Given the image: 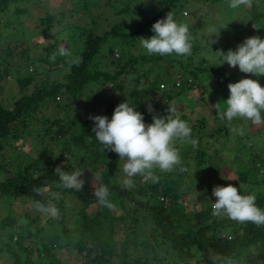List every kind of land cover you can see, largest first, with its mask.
Instances as JSON below:
<instances>
[{"label":"trees","instance_id":"trees-1","mask_svg":"<svg viewBox=\"0 0 264 264\" xmlns=\"http://www.w3.org/2000/svg\"><path fill=\"white\" fill-rule=\"evenodd\" d=\"M85 1H71L72 10H77L76 6L79 5L78 9H82L84 14L88 12L89 8ZM192 1L156 0L157 12L151 18L139 20L129 30H121L120 26L115 24L109 27L108 31L99 33V26L95 20L89 28L80 29L76 23L83 20L81 17L77 22L75 20L74 23L70 22L72 24H64L63 29L68 35L77 30H81L80 34L83 35L78 64L69 63L65 56H61L58 52L59 47L51 40L52 36L49 37L47 34L56 29L57 25L62 27L60 25L62 17L67 16L66 18L70 19L71 10L63 11L62 17L56 21L54 15L38 11L40 13L36 21L38 26L34 28L38 29L40 36L47 42L33 54V57L29 54L32 44L21 42L22 48L17 51L18 56L14 57V48L17 47H3L0 43V82H3L5 76L12 74L10 76L14 77L16 87L10 106L2 105L0 102V145L3 147L2 144L10 140L6 158H16L18 161L16 167L11 168L8 162L12 159L3 160L0 156V253L7 254L12 264L59 262L50 252L51 243L39 242V246L30 244L33 242V234L30 235L27 227L18 221L29 218L28 214L17 216V219L11 214L12 201L23 199L46 186H50L53 192H60L62 197L69 196L80 205L77 212L78 224L75 230H72L77 236L72 249L83 259L81 264H189L190 261L192 264H249L250 258L258 261L262 257L264 225L258 226L252 222L239 223L226 216H215L212 211L213 200L209 199L213 190L211 185H218L221 178L220 169L211 164L218 147L222 146L219 136L221 134L224 138L232 134L234 121L215 127L211 133L202 134L200 133L204 126L202 119L190 122L186 115L180 114V118L191 127V138L198 140L195 148L190 144L185 149L180 145L183 143L179 141L175 143V147L181 151L179 153L181 167L187 171H180V167L172 172H161L157 169L155 175L159 176V183L149 181L141 184L138 179H134L135 187L132 189L118 187L114 183L119 157L112 151L103 150V145L95 139V133L92 131L95 124L89 117L96 116L94 107L103 105V115H107L113 106L101 103L97 95L90 90L87 91L91 84L98 86L110 84L106 89L113 92L120 90L115 81L122 75L130 76L134 86L140 83V80L141 83L148 82L147 87L140 89L135 97L126 98L129 105L145 119L144 104L150 105L151 102L143 101V104L140 96L142 98L144 96L148 101L152 91L160 92L158 95L162 97L163 102L160 101L158 105L164 106L165 113L168 114L167 107L172 106L168 102L184 96L187 91L197 86L201 87L202 78H208L213 74L214 77L223 76L227 85L231 83V80L225 77L223 67H216L206 59L200 58L194 64L178 59L175 54L168 55L171 58L166 57L165 60V55L154 57L142 55L135 59L131 57L124 59L123 52L126 51V47L122 42L132 45L133 40L144 30L152 28L157 20L165 18L168 12L173 13L178 23H183L180 11L185 9L186 2ZM202 1L209 6L230 9V0ZM18 2L21 0H0V16L10 14L21 25L18 14L27 10L15 4ZM258 17L252 15L250 22L256 21ZM198 24L196 20V25ZM7 25L6 21L0 20V36L7 35L15 28V26L6 28ZM248 36L250 33L242 35L238 32L228 41L211 45L215 50L225 53L229 49L235 51ZM261 38L264 39V33ZM193 49L191 54L198 51L197 47ZM113 51H118V55L113 54ZM111 55L116 59L108 62L118 66L112 74L91 66L94 61L99 64L97 59H100L102 64L104 58L107 56L110 58ZM53 56L54 59L51 58ZM187 59L190 61L191 57ZM162 60L165 61L164 66L161 65ZM145 64H150V69L146 68L144 73H139L136 70L137 66ZM172 65L177 69L169 73L168 68ZM29 66L32 67V73L26 71ZM159 68H163V71ZM260 77L259 83L264 87V76ZM176 78L178 84L174 86L173 81ZM163 86H169L167 87L169 89ZM2 90L3 87L0 85V92ZM138 98L140 99L137 101ZM45 107H50L46 113L43 110ZM71 110L72 121L62 123V119H65V115ZM79 110L84 111L83 117L80 116ZM37 114L40 115L35 116ZM34 116L39 118L35 119ZM75 124H79L80 127L74 129ZM26 129L27 133L32 130L30 133L33 139L37 140L38 149L40 148L36 150L37 155L32 160L24 152V155L15 152V144L20 142ZM67 132L71 137L56 154L45 146L44 141L51 137L56 140ZM258 133L264 134V124H261L255 134L243 131V135L235 139L231 162L232 165H236L234 187L239 189L241 195H255L256 206L264 209V157L260 153L262 145L258 143L259 138L256 136ZM14 153L16 156L13 157L11 154ZM21 160L23 162L20 164ZM58 166L70 173L76 169L90 167L93 172L96 170L95 177L98 172L100 173L101 179H95V186L91 189L84 177H80L84 180L81 191L66 189L60 186L59 177L55 175L54 170ZM202 167L209 168L211 174L201 175L198 169ZM101 184L107 186L110 202L117 200L118 205L126 203L129 215L125 211L121 215H112L109 208L98 202L93 193ZM194 184H200L202 188L195 190ZM186 196L188 198L196 196L189 211L186 210L183 200ZM29 220L35 222L37 218Z\"/></svg>","mask_w":264,"mask_h":264},{"label":"rangeland","instance_id":"rangeland-1","mask_svg":"<svg viewBox=\"0 0 264 264\" xmlns=\"http://www.w3.org/2000/svg\"><path fill=\"white\" fill-rule=\"evenodd\" d=\"M71 1L73 0H21V2L15 3L19 7L25 8L27 11L22 14H18V20L21 22V25H19L17 21L13 18V16L10 14L0 16L1 22L6 21L8 23L6 28H11L12 26H15V28L13 30H10L7 35L2 34V36H0V43L3 44V47H17L14 48L15 52L13 51L14 57L18 56L17 51L22 48V46H20L21 42L27 45L32 44L29 48V54L33 57V54H35V52L38 51L39 48L45 45L47 42L46 40L40 39L41 36L39 34L38 29L34 28V26H38L36 23V21L38 20L37 18L40 14L38 13V11L47 12L51 15H54V19L56 21L57 19L62 17L61 13L63 11L65 12L71 10L70 12L72 14V17L70 19L66 18L67 16L62 17L63 21H61L60 23L62 27L57 25L56 29L49 31L47 34L49 37L50 35L52 36L51 40H53L59 48L63 47L69 50L74 57H78V53L82 49L83 35L80 34L81 30L71 32L68 35L65 29H63L64 24L66 25L70 22L74 23L75 20L77 22V20H79V17H81L83 20H80V23H76V25H78L80 29L84 27L89 28L92 25L91 23L95 20L99 26V33L103 31H108V28L115 24L116 26L119 25L121 30H129L132 29L134 25L138 23L139 20L151 18L157 12V7L155 5L156 0H84L86 2L87 7L89 8L88 12H86L85 14L82 12V9H78L79 5L76 6L77 10L73 11L71 8ZM252 1L253 2L251 4V9V6H241L235 9L229 7V10H224L218 6H209L205 1L202 0H193L192 2H186L185 9L180 11V15L182 16L183 23L189 26V33L192 37L191 52L194 51V47H197L198 51L194 52V54L192 53L184 57L178 55L175 56H177L178 59H183L186 63L192 62L194 64L195 61L201 58L206 59L210 64H213L216 67H223L225 77L228 80H231V83H236L240 79L245 78L254 79L260 82L261 77L254 76L252 74L241 73L238 67H230L227 63L220 65L223 62V58L219 54L220 50H215L214 47L211 45L213 43H210L211 40H214L217 43H223L224 41H228L235 35V33L237 34L238 32H240L242 35L250 33V36H248L247 38L251 37V35L261 38L262 34L264 33V0ZM12 9L13 8L11 7L10 11H12ZM112 13L115 14L113 15ZM252 15H258L259 17L256 21L250 22ZM174 19L176 20L175 16ZM196 20H198L199 22L198 25H196ZM209 27H215L217 31L215 33H209ZM2 30L4 29H1V31ZM152 35H154V33L152 32L151 28H148L144 30L138 38L133 40L132 45L122 42V44H124L126 47V51L123 52L124 59L127 57L135 59L142 55H145L147 57L151 56L148 55L146 51L140 46L139 38H150ZM113 54L118 55V51H113ZM154 56L156 55H152V57ZM166 57L168 58L170 56L165 55L164 60L166 59ZM187 57H191V60L189 61ZM65 58L69 61V57ZM104 59L105 61L102 64H100L101 60L97 59L99 64L94 61L93 65L91 66L96 69H102L104 72H107L109 74H112L115 70L118 69V66H116L113 62H108L112 61V59H116L114 55H111L110 58L107 56V58ZM164 60L161 61L162 66L165 65V63L163 65V62H165ZM150 66V64L139 65L137 66L136 70L139 73H144L146 68L150 69ZM176 69L177 67L175 65H172V67L168 68V71L169 73H171L174 72ZM159 70L163 71V68H159ZM26 71L27 73H32V67L29 66ZM10 75L12 74H9V76H5L3 78V82H0V85H2L3 87L2 92H0V102H2V105L5 104L7 106H10V103L15 96L14 94L16 90L14 77H11ZM133 75L136 76L135 73H133ZM212 75H210L211 78L208 77L201 79V87L197 86V88L187 91L184 96H180L177 99L173 98L174 100L168 102L176 108L177 115H186L189 118L190 122L196 121L197 119H202L204 123V126L200 129V133L202 134L211 133V131H213L215 127L220 126L222 124H229V121H227V119H220L217 116V108L215 106L217 103L223 104V102L227 100L229 96L227 83L224 81L223 76L219 78L214 77ZM129 77L122 75L119 76V78L115 81L116 86L120 87V90L118 89L119 91L115 90L113 92H108L106 88L107 85L110 84H101L99 86L91 84L86 89L87 91L90 90V92L97 95L101 103L105 102L113 106L112 111H110L107 115H103V105L94 107V114H96V116L103 115L108 117V119L110 120L115 107H117L120 103H124L125 101L128 102V100L126 99L127 96H129L130 98L135 97L140 89L145 88L148 85V82L141 83L140 80V83L134 86L131 83V78ZM200 78L201 77H199V79ZM199 79L197 80L198 82ZM175 81H173L174 86ZM159 93L160 92L152 91L150 93V96L148 97V101L144 99V96L142 98L140 95L139 96L141 99H137V101L140 99L142 103L143 101L147 103L151 102L150 105H145L143 103L145 107L144 112L146 113V118L144 119L145 124H151L153 116L164 117L167 115L165 113V107L158 105L160 101L163 102L162 97L158 95ZM49 109L50 107H45L43 109L45 110L44 113H46V111H49ZM82 112L84 113V111H80L81 117H83ZM39 115L40 114H37L35 116ZM35 116V119L39 118H36ZM58 116L60 117L61 115L58 114ZM72 116L73 111L71 110L65 115V119H62L61 122L65 123L72 121ZM232 121H234L232 127L236 130H232V134H229L224 138L220 134L219 141L222 143V146L218 147L216 156L211 161V164L218 167L221 172V178L220 181H218V185L212 184L211 188H214L216 186H228L229 184L234 186L233 182L236 179L234 171L236 165H232L231 156L233 155L235 139H237L241 135L239 131L240 127L244 128L243 131L245 132L255 134L258 128L261 126L254 125L251 121H246L239 118L233 119ZM79 127V124L74 125V129H78ZM30 132H32V130L29 131V133ZM29 133H27L26 129V131L23 133V137L21 138L20 142H16L15 152L16 154H23L24 152L26 153L25 155L29 156V158L32 160L37 155L38 151L36 150L38 149V144H36L37 140L33 139L32 133ZM256 136L259 138L258 143L262 145L260 153L264 157V134L258 133L256 134ZM70 137L71 134L67 132L66 135L58 137V139L56 140L54 139V137L49 138L48 141H44V144L46 147L48 146L49 148H51V151L56 154L61 148H63L67 144V139ZM215 137L216 136H214V139H216ZM8 142H10V140H7L5 143H3V147H1L0 145V147L2 148V150L0 148V156L3 158V160L12 159L9 157L6 158L8 152L7 149H10V147H8ZM22 144H24V146H21ZM180 145L184 146L183 148L185 149L190 146V144L188 143H183ZM246 146H248V144ZM38 150H40V148ZM180 152L181 151H179V153ZM16 154L14 153L11 155H13L14 157L16 156ZM10 161L11 162H8L9 166L11 168H15V165L18 162L16 161V158ZM22 162L23 160H21L20 164ZM122 165L123 161L120 160L114 178V183L118 187H124L122 182L124 179ZM81 171H83L82 177H84L85 181L92 189L95 186L96 182V177L94 175L96 170L95 172H93L92 168L83 167ZM198 171L201 175L211 174V170L209 168L202 167L199 168ZM136 177H133V180L138 179L139 183H145L142 177ZM203 182H205V179H203ZM195 184V190H200V188H202L200 184ZM57 193H59V197L56 199H53L48 193H45L43 196H40L36 192H34L25 196L23 199L14 200L11 202V214L13 218L16 219L17 216H21L24 213L28 214L29 218L23 220L19 219L18 221L22 225H25L27 227V232L30 235L33 234V242L30 243L32 246H39V242H43L44 244H47L49 242L51 243L52 247L50 252L59 261L58 264H81L83 262V259H81L72 249V245L77 240V236H75L72 230H75L78 224L77 212L79 211L80 205L76 200L69 198V196L62 197L60 195V192ZM195 199L196 196H193L191 198H188L186 196V198L183 199L186 205V210L189 211V209L192 208L193 201H195ZM209 199L213 200L212 203H215V197L212 194L210 195ZM37 201L42 202L45 205H47L48 203L53 204L55 207L58 208L59 215L53 218L41 213L35 207V202ZM111 203L114 205V207L110 209V213L112 215H121L123 211H128L126 203L118 205L117 200H113L111 201ZM127 214L129 215V212H127ZM34 217L37 218V221L30 222L29 219ZM256 262L258 264H264V254L260 259H258V261H256V259L253 260V257L249 260V264H256ZM0 264H12L11 259L7 257V254H4L3 252L0 253ZM189 264H192V261H190Z\"/></svg>","mask_w":264,"mask_h":264},{"label":"clouds","instance_id":"clouds-1","mask_svg":"<svg viewBox=\"0 0 264 264\" xmlns=\"http://www.w3.org/2000/svg\"><path fill=\"white\" fill-rule=\"evenodd\" d=\"M252 0H230L229 7L235 9L241 6H251ZM154 35L150 38H139L140 46L148 55H178L187 56L191 54L192 37L189 33V26L185 23H178L174 15L168 12L166 17L157 20L151 28ZM215 27H209V33H215ZM213 37V36H212ZM44 40L43 37H40ZM216 41L211 40L210 43ZM61 56L69 57V63L78 64L79 58L61 47L58 49ZM223 62L230 67H238L241 73L264 76V39L253 36L247 38L237 46L236 50L229 49L226 53L219 51ZM52 59L55 56L51 57ZM229 96L226 101L217 103V116L220 119H227L231 122L239 118L251 121L254 125L264 124V87L254 79H240L236 83L227 85ZM167 115L164 117L153 116L151 124H145L141 113L134 110L127 101L115 107L112 117L109 120L106 116H90L95 127V139L103 145V150L116 153L119 160L123 161L122 172L124 174L123 185L126 189L135 187L133 177H142L145 183H159V176L155 175L158 169L161 172H172L177 167L180 171H187L181 167L182 161L178 149L175 147L177 141L191 144L194 148L198 140L191 138V127L188 122L177 115L174 106L167 107ZM236 129H233L235 131ZM243 135V128L240 130ZM55 175L59 177L60 186L66 189L81 191L84 180L81 179L83 171L65 172L57 167ZM96 179L100 180L98 172ZM36 193L43 196L50 194L53 199L59 197V193L52 192L50 186L36 190ZM93 195L98 202L109 209L114 205L108 199L109 190L101 184L94 189ZM215 203H212L213 215L244 223L252 222L256 225H264V209L256 206L255 195H241L237 187L216 186L212 190ZM35 207L41 213L57 217L59 210L53 204L45 205L42 202H35Z\"/></svg>","mask_w":264,"mask_h":264},{"label":"built area","instance_id":"built-area-1","mask_svg":"<svg viewBox=\"0 0 264 264\" xmlns=\"http://www.w3.org/2000/svg\"><path fill=\"white\" fill-rule=\"evenodd\" d=\"M187 81H189V80H187ZM177 84H178V81H177V78H176V81H175V86H177Z\"/></svg>","mask_w":264,"mask_h":264}]
</instances>
